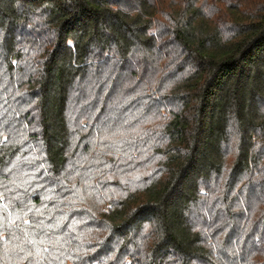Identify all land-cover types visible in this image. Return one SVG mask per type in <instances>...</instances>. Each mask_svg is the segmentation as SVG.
Segmentation results:
<instances>
[{
	"label": "trees",
	"instance_id": "16d2710c",
	"mask_svg": "<svg viewBox=\"0 0 264 264\" xmlns=\"http://www.w3.org/2000/svg\"><path fill=\"white\" fill-rule=\"evenodd\" d=\"M0 264H264V0H0Z\"/></svg>",
	"mask_w": 264,
	"mask_h": 264
}]
</instances>
